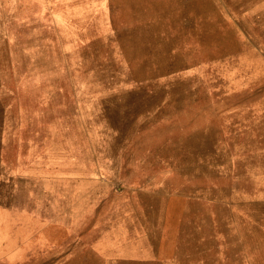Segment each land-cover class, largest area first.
<instances>
[{
    "label": "rangeland",
    "instance_id": "obj_1",
    "mask_svg": "<svg viewBox=\"0 0 264 264\" xmlns=\"http://www.w3.org/2000/svg\"><path fill=\"white\" fill-rule=\"evenodd\" d=\"M165 2L172 0L158 3ZM230 2L225 1L230 13L197 17L180 9L168 12L152 0H0V201L12 203L16 194L25 208L36 202L45 206L49 191L57 209L70 202L80 208L72 195L76 186L63 188L57 175H80L85 162L104 169L148 165L131 161L138 153L148 158L177 152L191 133L175 131V123L196 119L200 129L214 125L217 133L207 135L221 138L216 143L221 156L235 160L247 146L249 166L264 168V0L236 11ZM97 18L104 24H88ZM227 33L229 38L217 37ZM191 135L192 141L196 136ZM231 136L235 139L226 140ZM200 140L205 142H199L200 149L209 146L207 139ZM38 175L50 177L49 185H39ZM143 182L148 187L149 180ZM213 185L206 181L200 187ZM118 188L125 191L124 185ZM215 192L232 194L219 184ZM158 195L142 193L162 205ZM250 201L248 245L264 246V220L256 218L264 205ZM202 202L215 205L217 230L229 237L237 232L229 221V200L215 195ZM197 205L189 212L207 213ZM133 212L148 211L133 207ZM230 243L236 244L233 236ZM225 244V238L216 237V247ZM13 246H0V252ZM45 249L36 252V262L54 260ZM55 260L63 262L64 255ZM82 260L97 261L90 254Z\"/></svg>",
    "mask_w": 264,
    "mask_h": 264
},
{
    "label": "crops",
    "instance_id": "obj_2",
    "mask_svg": "<svg viewBox=\"0 0 264 264\" xmlns=\"http://www.w3.org/2000/svg\"><path fill=\"white\" fill-rule=\"evenodd\" d=\"M175 124L179 125L175 131H190L196 138L191 141L188 133L180 140L177 152L150 153L148 158L138 153L136 160L131 161H148V165L104 169L85 162L80 175H57L55 179L61 180L63 188L71 186L73 191L76 186L72 195L81 201L80 208L70 202L57 209L55 195L49 191L45 192V206L36 202L25 208L16 194L12 203L0 201V234H6L0 239V246L14 244L9 251L0 252V264H40L34 256L45 248L54 259L47 264H264V246L248 245L247 218L249 199L264 205V168L258 164L249 166L247 146L235 160L226 153L221 156L216 150L221 138L207 135L208 131L216 132L214 125L200 129L199 119ZM243 134L240 130L241 139ZM201 138L209 141L207 148L200 149L199 142H204ZM234 139L235 136L226 138ZM246 144L245 140L243 145ZM128 156L132 158L130 152ZM109 174L112 176L106 177L108 181H103ZM49 178L38 175L36 180L46 186ZM144 179H149L146 183L150 188L144 186ZM206 181L213 182V188L200 187ZM216 184L232 190L231 196L216 194ZM105 185L109 187L106 199ZM121 185L123 193L117 190ZM156 191L160 206L152 204L148 196L142 197V193ZM215 195L229 200V210L233 211L229 221L237 232L230 237L217 230L215 205L202 202ZM197 204L207 213L189 212ZM133 207L148 212L136 213ZM258 214L257 220H264V211ZM217 236L225 238L224 246H215ZM232 236L235 245L230 243ZM88 254L97 261L82 260ZM60 255H64V261L56 262ZM78 256L81 260L75 261Z\"/></svg>",
    "mask_w": 264,
    "mask_h": 264
},
{
    "label": "bare ground",
    "instance_id": "obj_3",
    "mask_svg": "<svg viewBox=\"0 0 264 264\" xmlns=\"http://www.w3.org/2000/svg\"><path fill=\"white\" fill-rule=\"evenodd\" d=\"M93 1H95V0H93ZM105 1V0H104ZM114 1V0H113ZM160 0H152V2L154 3V5L155 6H160V7H163L164 9H166L168 12H170V10H173V9H180V10H183V11H190V12H192L194 15H196L197 17L198 16H208V15H211L212 13H214V14H217V15H225L226 13H230V11H228L227 9L228 8H226V6H225V1L226 0H172V2H165V3H158ZM228 1H231L232 3H233V5H234V9H235V11H236V8L237 9H239V10H242V9H245V8H247V7H250V6H252L253 4H255V3H257L258 2V0H228ZM99 2V1H98ZM230 2V3H231ZM102 3H104L103 1H102ZM110 4V3H109ZM228 4V3H227ZM91 5V4H90ZM104 6V5H103ZM229 6V5H228ZM93 7V6H92ZM91 7V8H92ZM96 7V6H95ZM109 8H110V6H108ZM94 8V7H93ZM97 8V7H96ZM101 8H102V6H101ZM97 9H99L100 10V8H97ZM108 10V9H107ZM232 10H233V8H232ZM93 11H95V10H93ZM106 10H104V12H105ZM110 11V10H109ZM95 12H99V11H95ZM107 12V11H106ZM189 12V13H190ZM102 13H103V11H102ZM236 13V12H235ZM90 14V13H89ZM89 14H88V16H89ZM95 14V13H94ZM109 14V13H108ZM90 17V16H89ZM86 19V18H85ZM109 19H112V18H110L109 17ZM115 19V18H114ZM189 22H192V19H190V20H188ZM85 22V21H84ZM80 23H81V20H80ZM90 23H92V24H104V21H102V19H100V18H97V19H94V20H91V21H89L88 22V24H90ZM137 30V29H136ZM144 34V33H143ZM218 38H220L221 40H223V39H226V38H229L230 37V35L227 33V34H225V35H220V36H217ZM108 38H109V36H108ZM134 40H135V38H134ZM112 42V41H111ZM94 43V42H93ZM97 44V43H96ZM118 44V43H117ZM152 44V43H151ZM110 45V44H109ZM74 46V45H73ZM93 46V45H92ZM102 46V45H101ZM105 46V45H104ZM136 46V45H135ZM1 47V46H0ZM100 47V46H99ZM152 46H150V48H151ZM7 48V47H6ZM3 49H4V47H3ZM100 49V48H99ZM109 49V48H108ZM111 50V49H110ZM146 50V49H145ZM9 51V50H8ZM54 51V50H53ZM148 51V50H147ZM86 53V52H85ZM94 53V52H93ZM109 53V52H108ZM87 54H90V53H87ZM122 54V53H121ZM157 54V53H156ZM3 55H5V54H2V56ZM81 55V54H80ZM82 55H83V53H82ZM97 55V54H96ZM95 55V56H96ZM105 55H106V53H105ZM57 56V55H56ZM87 56V55H86ZM94 56V55H93ZM68 57V56H67ZM88 57V56H87ZM117 57V56H116ZM135 57H136V55H135ZM140 57V56H139ZM5 58V57H4ZM89 58V57H88ZM112 58V57H111ZM113 59V58H112ZM111 59V60H112ZM144 60V59H143ZM53 61V60H52ZM183 61V60H182ZM83 62V61H82ZM115 62V61H114ZM76 63V62H75ZM9 64V63H8ZM78 64V63H77ZM153 65H154V63H153ZM81 66V65H80ZM59 67H61V66H59ZM77 67V66H76ZM82 67V66H81ZM160 67V66H159ZM123 68V67H122ZM126 68H128V67H126ZM78 69V68H77ZM121 69V68H120ZM81 70V69H80ZM116 70V69H115ZM171 71V70H170ZM118 72V71H117ZM207 73V72H206ZM101 74V73H100ZM106 74H107V72H106ZM117 74V73H116ZM108 75H109V73H108ZM104 76H106V75H104ZM110 76V75H109ZM113 77V76H112ZM108 78V77H107ZM166 79H167V77H166ZM128 80H130V79H128ZM155 80H156V78H155ZM170 80V79H169ZM141 81V80H140ZM150 81V80H149ZM160 81V80H159ZM158 81V82H159ZM164 81V80H163ZM113 82V81H112ZM117 82V81H116ZM128 82V81H127ZM126 82V83H127ZM139 82V81H138ZM145 82V81H144ZM206 82V81H205ZM63 84V83H62ZM140 84V83H139ZM114 85H116V84H114ZM120 85V84H119ZM141 86V85H140ZM139 86V87H140ZM217 86V85H216ZM113 87V86H112ZM168 87V86H167ZM109 88H111V87H109ZM138 88V87H137ZM128 90V89H127ZM205 91V90H204ZM174 94V93H173ZM172 94V95H173ZM177 94V93H176ZM179 94V93H178ZM209 94V93H208ZM213 95V94H212ZM166 96V95H165ZM251 96V95H250ZM117 97V96H116ZM166 98V97H165ZM121 99V98H120ZM121 101V100H120ZM174 103V102H173ZM126 106V105H125ZM123 108H125V107H123ZM158 108V107H157ZM97 109V108H96ZM70 110V109H69ZM133 110V109H132ZM60 111V110H59ZM65 112H66V110H65ZM97 112V111H96ZM121 112V111H120ZM123 112V111H122ZM149 112V111H148ZM60 113V112H59ZM62 113V112H61ZM72 113V112H71ZM177 113V112H176ZM192 113V112H191ZM63 114V117H64V113H62ZM144 114V113H143ZM71 115V114H70ZM195 115V114H194ZM95 116H97V115H95ZM193 116V115H192ZM59 117V116H58ZM66 117H67V114H66ZM97 118V117H96ZM105 118V117H104ZM191 118V117H190ZM137 119V118H136ZM161 119V118H160ZM105 120V119H104ZM103 120V121H104ZM189 120H191V119H189ZM141 121H143V120H141ZM137 122V121H136ZM140 123V122H139ZM139 123H137V124H139ZM105 124V123H104ZM157 124H159V123H157ZM105 126V125H104ZM103 127V126H102ZM105 128V127H104ZM132 130H134V129H132ZM215 132V131H214ZM213 132V133H214ZM104 133V132H103ZM108 133H110V132H108ZM132 133V132H131ZM217 133V132H216ZM215 133V134H216ZM179 134V133H178ZM110 135V134H109ZM184 135V134H183ZM108 136V135H107ZM111 136V135H110ZM131 136V135H130ZM111 138V137H110ZM109 138V139H110ZM168 139V138H167ZM129 140V139H128ZM161 141V140H160ZM172 141V140H171ZM122 144V143H121ZM128 144V143H127ZM175 144V143H174ZM172 145V144H171ZM119 146H120V144H119ZM118 146V147H119ZM125 146V145H124ZM121 147V146H120ZM116 148V147H115ZM156 149H157V147H156ZM119 150V149H118ZM124 152V151H123ZM107 153V152H106ZM112 153V152H111ZM108 154V153H107ZM116 154V153H115ZM116 159H117V156H116ZM119 163H120V160H119ZM122 163V162H121ZM146 163H147V161H146ZM145 165V164H144ZM116 166V165H115ZM118 167V166H117ZM118 169V168H117ZM149 180V179H148ZM202 183V182H201ZM145 185V184H144ZM225 188V187H224ZM219 192H220V190H219ZM149 194V193H148ZM220 194H222V193H220ZM149 196V195H148ZM159 196V195H158ZM157 198V197H156ZM106 199V198H105ZM158 202H159V200H158ZM160 205V204H159ZM138 212H141V211H138Z\"/></svg>",
    "mask_w": 264,
    "mask_h": 264
}]
</instances>
